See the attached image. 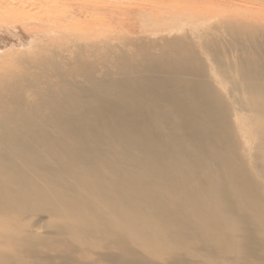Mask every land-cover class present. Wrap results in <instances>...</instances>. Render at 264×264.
Returning <instances> with one entry per match:
<instances>
[{
  "label": "bare ground",
  "instance_id": "bare-ground-1",
  "mask_svg": "<svg viewBox=\"0 0 264 264\" xmlns=\"http://www.w3.org/2000/svg\"><path fill=\"white\" fill-rule=\"evenodd\" d=\"M67 5L0 0L7 81L59 78L33 74L34 108L0 102V264H264L261 11L162 3L137 16L163 37L124 42L101 35L129 4Z\"/></svg>",
  "mask_w": 264,
  "mask_h": 264
},
{
  "label": "rangeland",
  "instance_id": "rangeland-1",
  "mask_svg": "<svg viewBox=\"0 0 264 264\" xmlns=\"http://www.w3.org/2000/svg\"><path fill=\"white\" fill-rule=\"evenodd\" d=\"M85 1H87V3L89 4L96 2L99 6L102 4H106V5L112 4L111 5L112 7L117 8V10H121L123 13L127 12L125 8L127 7L128 4H129L128 6H131L132 8V11L129 14L130 18H128V16L125 18L123 17L125 25L124 27H122V30H120L119 34H115L110 31H107L111 28L108 26L104 28L105 30L102 29L101 39L104 41H109L111 40L110 38L112 39L116 38V39H119L120 41L126 42V39H125L126 37L132 38L133 40L136 38L145 39L146 42H153L155 40L160 39L163 36L161 34H157L154 31V28H153L154 26L152 25L155 23L154 22L155 20L153 19L149 20L147 21L148 22L147 23L144 21L142 17L137 16V13L142 12L144 10H150L154 6L161 5L162 3H166L168 5H172V3H176V5L179 3L181 5L188 3L190 5H194L202 9L203 8L210 9L209 11H212V12H217L220 9L221 11H224L225 9L227 11L232 10V12L234 11L238 13L243 11L242 13L245 14V13L250 12L247 9L249 10L251 9L256 12L255 13L253 11L255 14H258V12L261 11L260 15L264 17V13H262L264 12V2H263L264 0H261V1L256 0V2L258 1L257 3L254 0H73V2L72 0H45V1L43 0V2L50 3L51 5L53 3L68 4L67 11H73L72 8H74L75 6ZM237 8L239 9V11ZM101 17L102 16H99V19H101ZM121 21L122 20L116 21V23H120ZM209 26L202 25L199 22H196V23H193L192 25L185 26L184 28L185 30L190 29L191 32L194 31L197 33L198 32L204 33V31L209 30ZM111 43L121 44L120 42L115 41V40H113V42ZM139 43H144V41L141 40V42ZM14 57H16V55H11L10 60L7 61L8 64L0 65V95H1L0 102L4 101L6 103L4 108H6L7 114L12 113L13 115H16L17 101L18 102L20 101L24 103L26 107L30 106L31 108H34L35 106L41 104L38 101L37 96L39 92L42 91L43 88H45V85H42V83L37 85L35 83V78H33L34 73L41 74L44 78H46L45 84H48L50 86L57 85L59 83V78L55 77V72L50 71V68L45 69V70H43L42 68H36V69L32 68L31 75L28 77L26 82H24V84H19V83H17L16 85L10 84L11 82L7 81L8 77L13 76V75L14 76L19 75L21 72L24 71L22 63L18 62V58H14ZM93 62H94V65L92 66L91 74L95 76L94 77L95 81L99 80L100 82H102L101 80L106 81L108 79H113V80L116 79V78H109L108 75L110 74L111 76H115L114 74L117 73L120 67L114 66V65H108L107 67H105V66H100V64H98L96 61H93ZM71 65H74V64L71 63L70 67ZM68 78H70L68 82H73L71 86L74 88V90L76 92L80 91L81 95H84V93L88 90L87 89L88 85L86 81H84L83 78L78 79V81L73 80L72 78H75V76H71V77L69 76ZM102 83H105V82H102ZM149 86L152 87L151 84H149ZM11 87L17 88L15 93H13V91L11 90Z\"/></svg>",
  "mask_w": 264,
  "mask_h": 264
}]
</instances>
